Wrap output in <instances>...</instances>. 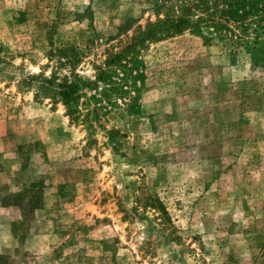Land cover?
<instances>
[{"label": "rangeland", "instance_id": "1", "mask_svg": "<svg viewBox=\"0 0 264 264\" xmlns=\"http://www.w3.org/2000/svg\"><path fill=\"white\" fill-rule=\"evenodd\" d=\"M178 1L0 0V264H264V63L186 31L138 113L57 96Z\"/></svg>", "mask_w": 264, "mask_h": 264}, {"label": "trees", "instance_id": "2", "mask_svg": "<svg viewBox=\"0 0 264 264\" xmlns=\"http://www.w3.org/2000/svg\"><path fill=\"white\" fill-rule=\"evenodd\" d=\"M186 31L205 43L231 40L237 54L249 53L255 61L264 63V0H179L163 18L137 26L129 38L112 46L103 63L95 68L93 81L75 76L73 81L64 80L57 86V96L67 115L73 121L77 119L78 101L87 91L94 93L89 101L95 121L101 113L108 115L120 109L138 113V82L144 78V65L137 56L149 42ZM115 134L108 132L110 139Z\"/></svg>", "mask_w": 264, "mask_h": 264}, {"label": "crops", "instance_id": "3", "mask_svg": "<svg viewBox=\"0 0 264 264\" xmlns=\"http://www.w3.org/2000/svg\"><path fill=\"white\" fill-rule=\"evenodd\" d=\"M2 246H3V245H2ZM2 246H1V247H2ZM2 251H3V249L1 248V249H0V253H2Z\"/></svg>", "mask_w": 264, "mask_h": 264}]
</instances>
